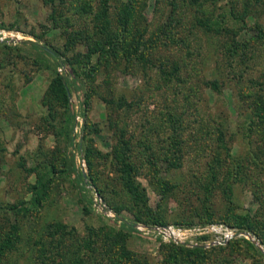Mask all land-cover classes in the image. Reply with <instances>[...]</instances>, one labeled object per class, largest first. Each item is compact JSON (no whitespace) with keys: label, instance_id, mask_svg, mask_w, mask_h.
Wrapping results in <instances>:
<instances>
[{"label":"rangeland","instance_id":"obj_1","mask_svg":"<svg viewBox=\"0 0 264 264\" xmlns=\"http://www.w3.org/2000/svg\"><path fill=\"white\" fill-rule=\"evenodd\" d=\"M127 1L0 0V264H118L122 249L160 264L177 245L199 264H264V0H134L124 29ZM121 39L154 46L129 62ZM33 43L61 51L81 88ZM72 157L79 184L63 173ZM141 225H219L252 245Z\"/></svg>","mask_w":264,"mask_h":264},{"label":"trees","instance_id":"obj_2","mask_svg":"<svg viewBox=\"0 0 264 264\" xmlns=\"http://www.w3.org/2000/svg\"><path fill=\"white\" fill-rule=\"evenodd\" d=\"M134 7H135L134 0H128L127 2L123 3L121 7L119 8V17H120V20H121V23L124 29H127V26L131 24L134 18ZM104 12H105V15H108L107 10H105ZM173 18H174V15L170 19H173ZM167 29L168 27L166 28V31ZM261 37H264L263 31L261 32ZM119 43H121L122 45H118L113 53L121 52V55H118L115 57L122 58L123 60L129 61V62L132 58H138L140 60H143L145 57L144 54L148 52L151 47L154 46L153 44L145 45V43L143 46L142 41L140 39L139 42L136 43L131 48L133 50H131L128 48V42L126 40L121 39L119 40ZM33 46L35 49L42 51L45 55L53 59L55 62H59L57 63L58 65L61 64L62 66H65L68 69L70 76L74 78V83L77 84V88H81V86L77 83L78 77H76V75L73 72H71L72 70H71L70 65L61 59V57L64 55L61 51H59L56 48L48 47V46L39 47V45H37L36 43H33ZM143 48H144V51L142 50ZM101 51L103 53H107L106 49H103ZM162 66L164 67V64H162ZM97 70H98V67H97ZM68 84L69 83L63 80V78H59L57 89L59 93L62 94V99L65 105L69 106L68 104L69 103V94H68L69 89L67 86ZM91 93H92V89H90V91H88V93L86 94L87 100L85 101V105L87 107L89 106V103H90L89 98L91 97ZM85 114L87 118V113ZM170 122H173L175 132L180 130L179 124L181 123V119H180V116L177 115V112L174 109L172 110V113L170 115ZM177 125H179V127ZM123 143H125L128 150L132 149V145L129 144V142L124 141ZM171 150L174 154L180 157L179 152H182V144L180 142H177ZM70 160H71L70 163L67 165L66 169L63 170V173H66L69 178L74 179L79 184L83 178V175L79 174V172L76 170L75 158L72 157V159ZM124 180L126 182L127 187H129L130 190L134 191L135 184L134 182H132V179L129 177H124ZM46 187H47V184L41 181H39L36 185L33 186L34 197L32 199V205L37 206L42 203L41 201L43 199V194L46 190ZM136 191L139 194L138 187H136ZM10 208L16 214L20 212H29L31 210L30 207H25L23 209L22 208L16 209L14 207L13 208L10 207ZM242 225L246 227L248 231L251 230L253 227L252 225H250V223H247L246 221ZM123 226L131 227L132 229L131 225L124 224ZM10 240L11 239H6L5 241L0 243V261L2 257L6 254V252L8 251L9 247H11L12 245ZM244 240L246 241L247 239H244ZM247 243L249 245H252L251 244L252 242H250L249 240H247ZM176 248L177 249H175L173 252H171L168 255L165 253V259L160 264H199V262L194 257L197 253L187 252L182 248V246H179V245H177ZM120 256H121V259L118 262V264H149L146 260L135 259L134 254H130V252L124 249L121 250ZM77 262L74 264H83L82 262H84V259L82 257H77Z\"/></svg>","mask_w":264,"mask_h":264},{"label":"built area","instance_id":"obj_3","mask_svg":"<svg viewBox=\"0 0 264 264\" xmlns=\"http://www.w3.org/2000/svg\"><path fill=\"white\" fill-rule=\"evenodd\" d=\"M82 165L85 167V160L82 161ZM138 231L143 235L153 238L160 239L165 242L179 243H195L194 238L196 236L204 234H214L220 236L221 240L217 242H224L232 240L237 237H245L250 239L249 233H242L234 229L226 228L219 225H208V226H193L190 228L176 227V226H138Z\"/></svg>","mask_w":264,"mask_h":264}]
</instances>
